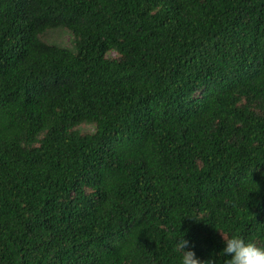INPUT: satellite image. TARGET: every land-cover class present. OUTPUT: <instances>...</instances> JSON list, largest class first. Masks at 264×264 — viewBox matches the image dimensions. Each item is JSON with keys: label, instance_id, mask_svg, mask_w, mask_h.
<instances>
[{"label": "trees", "instance_id": "obj_1", "mask_svg": "<svg viewBox=\"0 0 264 264\" xmlns=\"http://www.w3.org/2000/svg\"><path fill=\"white\" fill-rule=\"evenodd\" d=\"M220 232L264 242V0H0V264H225Z\"/></svg>", "mask_w": 264, "mask_h": 264}, {"label": "clouds", "instance_id": "obj_2", "mask_svg": "<svg viewBox=\"0 0 264 264\" xmlns=\"http://www.w3.org/2000/svg\"><path fill=\"white\" fill-rule=\"evenodd\" d=\"M225 247L222 254L230 257L225 264H264V242L245 240L238 234L226 235L221 233ZM194 245H190L187 239L181 238L175 244V251L181 256V264H215V260L209 258L201 260L193 251Z\"/></svg>", "mask_w": 264, "mask_h": 264}, {"label": "rangeland", "instance_id": "obj_3", "mask_svg": "<svg viewBox=\"0 0 264 264\" xmlns=\"http://www.w3.org/2000/svg\"><path fill=\"white\" fill-rule=\"evenodd\" d=\"M43 39L48 42H56L63 46L72 45V37L68 33L60 32L59 38L51 36L50 34L44 35ZM114 55V54H113Z\"/></svg>", "mask_w": 264, "mask_h": 264}]
</instances>
